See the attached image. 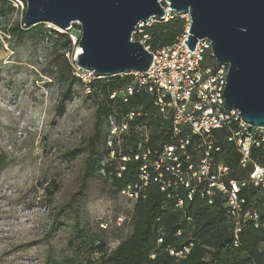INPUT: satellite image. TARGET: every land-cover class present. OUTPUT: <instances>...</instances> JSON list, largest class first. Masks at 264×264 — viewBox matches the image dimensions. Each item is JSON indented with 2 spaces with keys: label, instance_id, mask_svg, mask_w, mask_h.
Returning <instances> with one entry per match:
<instances>
[{
  "label": "rangeland",
  "instance_id": "obj_1",
  "mask_svg": "<svg viewBox=\"0 0 264 264\" xmlns=\"http://www.w3.org/2000/svg\"><path fill=\"white\" fill-rule=\"evenodd\" d=\"M21 16L6 8L0 17V264H99L132 232L135 204L102 167L106 157L91 155L93 172L82 175L103 96L71 73L77 23L4 34ZM156 114L141 134L167 127ZM215 221L227 225L224 215Z\"/></svg>",
  "mask_w": 264,
  "mask_h": 264
},
{
  "label": "built area",
  "instance_id": "obj_2",
  "mask_svg": "<svg viewBox=\"0 0 264 264\" xmlns=\"http://www.w3.org/2000/svg\"><path fill=\"white\" fill-rule=\"evenodd\" d=\"M9 1L20 13L25 10V0ZM160 2L165 14L138 22L131 35L132 40H139L151 52L149 68L117 73L119 76L132 73L133 78L112 89L109 98L126 103L136 92H146L156 112L167 121V140L152 145L149 134L143 133L136 140L135 149L125 150L123 144L133 131L139 130L138 119L143 115L141 110L130 107L107 116L105 144L110 148V157H114L115 147L121 145V172L128 161H139L138 180L123 186L121 193L136 201L139 192L152 180L159 184L166 198H176L174 207L186 220L190 216L184 209L185 197L190 200L193 194H198L209 204L215 197H221L232 223L234 244L238 245V235L246 225L257 228L264 224L261 217L264 126L247 123L238 108L224 106L229 63L216 60L207 37L198 38L190 50L184 42L191 23L189 14L175 12L166 0ZM175 15L185 20L181 33L172 43L152 48L144 27L155 21H168ZM47 23L59 29L53 22ZM71 73L86 85L88 94L100 92L98 82L116 75L96 73L75 61ZM226 157H236L237 167L243 173L241 177L231 176L232 168ZM251 191L253 194L249 195ZM184 250L188 251V247Z\"/></svg>",
  "mask_w": 264,
  "mask_h": 264
},
{
  "label": "trees",
  "instance_id": "obj_3",
  "mask_svg": "<svg viewBox=\"0 0 264 264\" xmlns=\"http://www.w3.org/2000/svg\"><path fill=\"white\" fill-rule=\"evenodd\" d=\"M7 9L18 11L9 0H0V17ZM21 19L13 27L2 30L4 34L21 33L24 28V11ZM185 20L175 15L168 21H155L145 26L143 31L150 38L148 43L152 48L172 43L184 28ZM72 25H75L73 23ZM79 25V24H77ZM80 26V25H79ZM71 70V69H70ZM133 74L126 73L108 76L98 82L100 92L94 91L90 95L103 96L95 111L94 131L90 136V153L86 158L83 171L85 179L93 172L90 166L91 155L106 157L102 167L109 172L116 189L121 190L126 184L138 180L137 164L139 161L130 160L121 172V145L115 147L114 157L109 156V149L105 144V120L109 114L127 111L130 107L141 110L143 115L138 123L144 126L147 118L156 112L150 95L144 91L136 92L129 102L122 103L119 98L110 99L112 89L122 86L132 80ZM70 90L61 96V101L69 99ZM62 108L58 114H62ZM158 114V113H157ZM156 114V115H157ZM159 115V114H158ZM169 129L162 128L159 133L150 136L149 143L155 144L166 141ZM140 130L133 131L123 144L125 150L135 149V142L141 135ZM96 146V150L94 147ZM230 163L231 176L241 177L243 173L237 167L236 157L225 158ZM0 165L2 162L0 161ZM253 194V191L249 195ZM184 196V194H183ZM176 198H166L159 184L149 180L144 189L139 192L133 209L132 232L108 253H102L94 263L99 264H264V224L255 228L246 225L238 235V245L234 244L232 223L225 212L223 199L215 197L212 203L193 194L189 200L184 198V209L190 216L184 219L181 212L174 207ZM194 214H193V213ZM264 219V208L261 209ZM218 215H224L227 225L216 224ZM188 247V251L184 250ZM180 252V253H179Z\"/></svg>",
  "mask_w": 264,
  "mask_h": 264
},
{
  "label": "water",
  "instance_id": "obj_4",
  "mask_svg": "<svg viewBox=\"0 0 264 264\" xmlns=\"http://www.w3.org/2000/svg\"><path fill=\"white\" fill-rule=\"evenodd\" d=\"M24 26L50 21L63 29L80 25L79 66L109 75L147 70L152 54L131 39L137 23L161 18V0H25ZM175 12L188 13L190 50L198 38L210 40L218 62H228L224 106L264 126V0H166Z\"/></svg>",
  "mask_w": 264,
  "mask_h": 264
},
{
  "label": "bare ground",
  "instance_id": "obj_5",
  "mask_svg": "<svg viewBox=\"0 0 264 264\" xmlns=\"http://www.w3.org/2000/svg\"><path fill=\"white\" fill-rule=\"evenodd\" d=\"M80 51H81V47L78 45V47H77V53L80 52Z\"/></svg>",
  "mask_w": 264,
  "mask_h": 264
}]
</instances>
